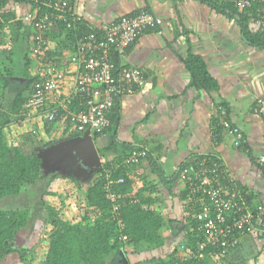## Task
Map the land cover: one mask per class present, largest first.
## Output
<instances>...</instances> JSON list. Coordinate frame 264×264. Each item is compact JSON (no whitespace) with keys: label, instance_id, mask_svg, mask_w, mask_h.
<instances>
[{"label":"crops","instance_id":"crops-1","mask_svg":"<svg viewBox=\"0 0 264 264\" xmlns=\"http://www.w3.org/2000/svg\"><path fill=\"white\" fill-rule=\"evenodd\" d=\"M6 6L8 12H14V19L24 22L21 30L30 29L26 20V14L32 10L29 0H9ZM142 9L165 19L164 34L144 33L126 49L119 64L125 68H142L145 84L135 93L117 98L110 127L104 134L94 138L92 132V136L103 163L126 155L125 151L134 147L150 153L151 157L136 165L134 177L140 186L146 177L158 186L159 210L170 220L169 230L164 232L168 249L171 240L178 244L184 236L177 230L185 227L190 196L183 195L187 190L178 173L187 163L195 168L217 158L226 167L227 179L252 194L254 205L264 196V169L257 161L264 154V118L255 109L257 102L264 100V49L246 41L238 14L219 12L202 0H75L73 3L76 17L88 28L99 31L119 17ZM12 35H7L4 47L12 49L16 45L11 41ZM190 49L205 58L210 74L218 81L217 90L206 91L191 84L184 63ZM117 55L113 52L114 59ZM73 63L52 103L65 106L74 96L71 87L77 62ZM30 70L33 74L32 67ZM22 74V78L11 79L21 85L27 80ZM41 114L40 111L34 114V120L28 119L41 125ZM26 122L21 125L24 130H27ZM227 122L241 129L245 138L242 145L234 144L225 127ZM53 133L59 139L56 144L68 140L62 128L53 129ZM150 158L156 162L158 171ZM60 162L68 167L65 161ZM71 163L75 165L73 170L79 168L75 161ZM81 170L85 169H78ZM259 228L240 237V249L230 251L219 264H264L263 224Z\"/></svg>","mask_w":264,"mask_h":264},{"label":"trees","instance_id":"trees-1","mask_svg":"<svg viewBox=\"0 0 264 264\" xmlns=\"http://www.w3.org/2000/svg\"><path fill=\"white\" fill-rule=\"evenodd\" d=\"M8 1L0 0V7L3 9L0 13V48L4 47L5 38L11 33L13 34V40L11 38V41H15V44L21 40L28 42L23 69V74L27 80L22 83L23 85H20L19 82L11 79L16 69L12 58L15 52L7 53L4 58L0 57V201L7 196L18 195L27 186L46 178V157L40 149L59 141L53 136V129L62 128L65 130L64 135L68 136V139L81 136L85 132L74 128V122L72 121L73 114L82 112L85 109L84 98L78 93L65 106L52 102L47 104L41 111L44 114L41 127L34 130H25L18 142H9L4 131L6 127L11 125L21 127L25 119L34 118L35 113L28 112L25 104L32 92L33 83L37 76H33L30 72V67H32L30 47L34 30L31 29V24L30 29H20L24 22L20 19H14L13 11L8 12V9H6ZM202 1L219 12H230L232 15L238 14L240 17L238 22L246 41L251 46L264 49V30L261 27L254 29L251 26L253 16L259 18L256 10L250 15L247 12H240L232 2L227 0ZM29 2H31L33 10L36 4L34 0H29ZM40 10L41 13L51 11L45 7ZM29 30L30 32H28ZM91 30L81 20L73 23L71 28H68L65 23H61L58 32H51L45 36L47 57H59L60 50L67 53L69 49L74 51L73 47L79 38ZM6 62H11L12 66L5 67ZM115 62L119 64L118 55L115 56ZM184 63L191 75L193 86L206 91L218 89V81L210 74L207 62L202 55L190 49L187 56L184 57ZM15 87L17 91L11 102L6 106L4 99L6 98L7 89H15ZM98 135L99 133H94V138ZM22 142L38 144L33 147L32 151H26L22 146ZM138 149L141 148L134 147L125 151L128 153L124 156L116 157L114 160H106L103 163L102 170H94L84 175L78 169H75L74 171L78 173L79 177H82L83 182L77 180V177L72 174L63 175L65 185L76 183L77 188H81L86 182L84 195L78 200L80 206L82 204L86 206V211L80 220L73 222L63 215L62 208H57L50 202H45L51 218L49 220L51 227L49 228L47 250L42 264H107L109 257L116 253L119 254L121 251L126 256L130 253L136 255L141 251L146 253L145 260H139L133 264H211V262L219 264L227 258L232 248L238 247H230L226 250L227 246L222 244V240L216 243L210 241L203 249V257L192 260L184 256L188 252H195L199 244L207 241V237L211 233L218 232L216 228L206 225L208 221L215 219L218 214L213 198L208 192L209 190L204 191L205 199L202 201L196 200L190 193L189 183L185 185L188 192L186 191L183 194L187 196L189 194L190 196V202L186 205L187 210L184 216L185 227L177 230V233L182 231L184 236L181 237L172 253L168 256L162 255L166 249L168 238L164 235V232L169 230L170 220L163 214V211L159 210L158 202L160 198L158 197L157 184L149 182L153 183L149 185L148 182L143 181V185L140 186L137 178L134 177L136 165L142 159L151 157L150 153L147 152L145 156L140 158L139 162L129 163L127 159L134 150ZM215 161H218V159L214 158L206 163L211 164ZM150 162L158 171L153 158H150ZM261 166L264 169V166ZM187 167L194 168L189 163H187ZM184 168L186 166H183ZM194 169H197V167ZM55 177L52 176V179ZM119 178H123L124 181L122 183L117 182ZM109 179L113 180L114 183H112L110 189H107ZM224 183L233 185L232 180L229 179ZM234 186L242 194L247 195L250 205L254 207L252 194L236 183ZM109 193L116 194L114 200ZM45 194H52V192L46 190ZM204 205L209 206L211 210L208 212V217L202 216ZM31 213L29 208H2L0 205V262L13 253L20 255L22 264H28L29 260H32L33 251L16 243L17 235L27 224ZM226 214V222H231L235 213L227 212ZM260 223L259 227L263 224L264 229V221ZM222 224L219 223L217 226H226V224ZM124 236H127V239H124ZM222 238L226 239V237Z\"/></svg>","mask_w":264,"mask_h":264},{"label":"built area","instance_id":"built-area-1","mask_svg":"<svg viewBox=\"0 0 264 264\" xmlns=\"http://www.w3.org/2000/svg\"><path fill=\"white\" fill-rule=\"evenodd\" d=\"M75 0H34L36 7L26 14V20L32 25L34 34L30 47L33 76H37L33 83L32 92L28 97L25 108L28 112L39 113L53 97L60 93L67 80V69L73 62H77L73 95L81 94L84 98L85 109L73 114L74 128L80 131L91 130L94 133L104 134L111 125V113L117 98L135 93L145 84L144 70L140 67L125 68L115 62L113 52L124 55L126 49L134 44L144 33L154 31L164 34L165 19L149 9H142L137 14H128L111 22L106 29L99 31L92 29L89 33L79 38L73 49L69 52L60 50L59 57H47V44L45 36L51 32H58L61 23L68 28L79 19L73 12ZM232 2L240 12L252 15L258 13L259 18L251 19V24L264 30V0H227ZM39 4V6H37ZM45 7L50 12L41 13ZM0 7V13L2 12ZM75 65V64H74ZM221 111L226 114V109L221 106ZM256 112L264 118V100L256 104ZM226 130L233 136L234 144L242 145L245 141L241 129L232 126L229 122ZM146 149L134 150L127 159L130 162H139L147 154ZM258 163L264 166V154L258 157ZM199 168V169H198ZM225 165L218 161L207 164L201 163L197 169L188 167L180 170V180L188 185L190 193L196 200L205 199L204 191H208L213 198L218 211L215 219L207 222V226L216 228L218 232L211 233L207 241L200 243L195 252L184 254L187 258L196 259L203 257V249L208 242L216 243L222 240L226 250L239 245L240 237L253 234L259 230V221H264V196L252 207L247 195L242 194L234 183L226 182ZM212 176V177H211ZM230 180V179H229ZM123 178L117 182L122 183ZM113 180L109 179L107 189H110ZM113 200L115 193H109ZM211 211L204 205L203 217H208ZM227 212H234L231 222L227 221ZM226 224L218 227L217 224ZM222 224V225H223ZM221 225V226H222ZM222 237H226L223 239ZM127 239V236H124ZM192 264V263H191Z\"/></svg>","mask_w":264,"mask_h":264},{"label":"rangeland","instance_id":"rangeland-1","mask_svg":"<svg viewBox=\"0 0 264 264\" xmlns=\"http://www.w3.org/2000/svg\"><path fill=\"white\" fill-rule=\"evenodd\" d=\"M7 7V6H6ZM7 9V8H6ZM10 10V9H9ZM254 27H257L256 25ZM258 28V27H257ZM7 42V38L6 41ZM4 42V43H5ZM13 42V41H12ZM5 45V44H4ZM28 42L27 41H19L16 45L11 49L10 47H2L0 48V57L4 58L7 53L11 52L13 49L15 52L14 56H12L14 60V66L16 69L14 70V74L12 77L22 78L21 74L23 73V69L25 67V58L24 55L26 53ZM11 62H6L5 67H10ZM24 83V82H23ZM16 84V82H15ZM23 85V84H21ZM15 86V85H14ZM18 86V85H17ZM16 91V87H15ZM15 92L14 89L8 88L6 98L4 99V104L8 106L11 102ZM43 113L40 116V121L43 123ZM42 118V119H41ZM31 119V118H30ZM34 120V118H33ZM24 121L27 127V130H34L41 127L40 122H31L28 118ZM37 124V125H36ZM22 125V124H21ZM40 125V126H38ZM7 134V138L9 142H18L21 139V134L25 132L24 128L18 127L17 125L8 126L4 130ZM94 134V132H93ZM22 142V146L26 151H32L33 147L38 143L33 142ZM56 145H49L40 149V151L44 154L51 152L52 148ZM45 175L46 178L37 181L34 184H31L23 189V191L18 195L7 196L0 201V205L2 208H10V207H21V208H29L31 210V216L27 222V224L20 230L17 235L16 243L22 246H26V248L33 251L31 259L28 264H42L43 258L45 257L47 250V238L49 236V228L51 224L49 220L51 219L49 213L47 211V206L45 202H50L55 205L57 208H62L63 215L67 219H71L73 222L80 220L84 212L86 211V206L82 204L80 206L78 200L82 198L84 195L85 185L81 188H77L76 183L65 185L63 180L64 174H72L77 177V180L82 181V177L78 176V173L73 170V167L68 163V167L64 166L62 162H57L54 165H49L47 163V158L45 159ZM83 172V171H82ZM84 174V173H81ZM52 176H56L52 179ZM81 178V179H80ZM143 181L153 182L150 177H146ZM78 184V183H77ZM153 183H149V185ZM46 190L52 192V194H45ZM79 210V211H78ZM177 241V240H175ZM178 242V241H177ZM177 242L170 241L169 248L165 249L162 253L164 256H168L173 250L176 248ZM237 252L240 249V246L237 248H232ZM146 253L141 251L136 254V259L144 260L146 257ZM133 254L130 253L128 256L125 255L123 251L113 254L108 258L107 264H124L129 263L133 264L135 261ZM0 264H22L20 255L18 253H13L12 255L6 257Z\"/></svg>","mask_w":264,"mask_h":264},{"label":"water","instance_id":"water-1","mask_svg":"<svg viewBox=\"0 0 264 264\" xmlns=\"http://www.w3.org/2000/svg\"><path fill=\"white\" fill-rule=\"evenodd\" d=\"M66 154L71 156H66ZM44 156L50 166L57 161H65L71 165L70 160H74L80 169H85L81 170L84 174H88L86 170L92 172L103 169V162L90 129H87L81 136L56 144L51 152ZM74 166L72 165V167Z\"/></svg>","mask_w":264,"mask_h":264},{"label":"clouds","instance_id":"clouds-1","mask_svg":"<svg viewBox=\"0 0 264 264\" xmlns=\"http://www.w3.org/2000/svg\"><path fill=\"white\" fill-rule=\"evenodd\" d=\"M181 170V169H180ZM180 170H179V173H178V176H179V180H180ZM181 181V180H180ZM182 182V181H181ZM261 222V221H260Z\"/></svg>","mask_w":264,"mask_h":264},{"label":"flooded vegetation","instance_id":"flooded-vegetation-1","mask_svg":"<svg viewBox=\"0 0 264 264\" xmlns=\"http://www.w3.org/2000/svg\"><path fill=\"white\" fill-rule=\"evenodd\" d=\"M74 160H70V163L73 162ZM46 163V162H45ZM71 166H72V163H71ZM79 169V168H78ZM87 174V173H86Z\"/></svg>","mask_w":264,"mask_h":264}]
</instances>
